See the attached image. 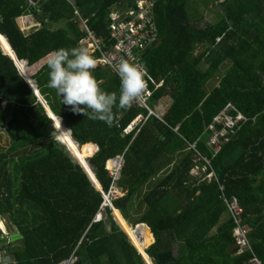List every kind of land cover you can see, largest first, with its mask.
Here are the masks:
<instances>
[{"label":"trees","instance_id":"1","mask_svg":"<svg viewBox=\"0 0 264 264\" xmlns=\"http://www.w3.org/2000/svg\"><path fill=\"white\" fill-rule=\"evenodd\" d=\"M74 1L105 51L114 42L112 6L135 0ZM211 1L218 2L221 16L202 27L204 17L192 10V0H156L157 41L143 61L151 77L163 83L150 85L148 104L168 97L170 106L162 117L150 115L138 131L123 133L136 115L146 114L145 108L116 106L109 126L63 105L57 91L47 86V61L29 75L52 112L71 124L72 135L68 132L64 143L73 156L106 193L113 185L124 191L112 202L129 238L108 205L105 216L96 220L102 192L58 135L52 140V118L0 50V129H6L10 141L0 153V215L21 234L4 247L16 264H59L71 255L76 257L73 264H145L140 254L148 264H249L252 255L264 264V0ZM24 15L34 17L39 27L23 32L17 20ZM85 34L67 0H0V46L12 54L11 47L18 59L27 61L16 60L26 74L49 53L81 46ZM90 53L95 59L100 55L98 50ZM226 63L217 84L207 90V81ZM93 75L102 90L119 97L114 72L98 64ZM223 108L245 119L238 120L228 141L213 154L206 145L207 127ZM74 140L85 145L82 150ZM197 154L209 159L206 172L212 170L216 179L193 176L192 168L204 163ZM117 155L123 162L114 178L107 161ZM108 167L117 169L114 162L108 161ZM144 184L147 189L141 193ZM233 197L242 222L250 226V250L241 253L230 249L235 221L225 199ZM130 214L137 216L134 222ZM129 222L148 226L141 229V240Z\"/></svg>","mask_w":264,"mask_h":264},{"label":"built area","instance_id":"2","mask_svg":"<svg viewBox=\"0 0 264 264\" xmlns=\"http://www.w3.org/2000/svg\"><path fill=\"white\" fill-rule=\"evenodd\" d=\"M30 3L32 0H28ZM73 10V14L76 16L78 26L81 30L86 32L85 36L79 41L80 45H83L89 49L90 52L100 51V55L96 58L97 64L108 67L112 72H114L117 77L118 73L114 69V65L118 63L121 57L129 59L131 62L138 63L146 71L147 75L144 77L147 90L143 96V99L134 102L132 104L146 109V114L140 113L136 115L130 123L123 129V133H128L133 129L138 131L145 120L150 115H158L162 117L165 110L170 106V100L163 101V98L159 99L156 104L149 105V100L153 94V90L150 85L153 84L155 87L162 85L163 80L156 81L148 73L146 66L143 61L144 52L151 47L157 41V27L155 20V2L156 0H135L130 4H126L124 7L112 6L109 17V31L110 38L114 40L113 44L108 50L101 51V41L94 32L88 27L86 19L80 14L78 5L74 0H67ZM120 80V78H119ZM231 106V105H230ZM245 117L239 112L235 115H230L226 112V108L220 110L212 119L211 123L207 127L208 135L206 139V145L216 154L221 145L228 141L229 133L233 132L234 127L237 125L238 120H243ZM222 124L221 128H217L216 124ZM118 126V124H117ZM198 159L204 160L203 164L196 165L193 170L197 172L206 171L207 167L210 166L209 159L197 154ZM122 161L116 164L117 169L112 170L111 173L114 178L118 177V171L121 167ZM202 179L215 178L214 172L208 171L202 174ZM222 189V186H219ZM120 195V189L116 186H112L110 191L107 193L106 204H112V199ZM227 204V213L235 221L233 227V238L234 244L236 246L235 250L237 253H241L244 250H250V244L248 241L247 234L249 232L250 226L241 220V208L239 207L236 198L231 200L225 199ZM3 232L1 236L7 235L6 227L2 228ZM76 258H70L69 264H72ZM0 264H16V262L11 258L6 256V251L4 249V244L0 242ZM249 264H262L260 260L255 256L249 259Z\"/></svg>","mask_w":264,"mask_h":264},{"label":"clouds","instance_id":"3","mask_svg":"<svg viewBox=\"0 0 264 264\" xmlns=\"http://www.w3.org/2000/svg\"><path fill=\"white\" fill-rule=\"evenodd\" d=\"M47 66L49 68L47 86L57 91V94L62 97L63 105L71 106V110L76 114L82 113L88 119L100 120L109 126L113 123L114 107L118 106L120 109L130 108L134 102L143 99L147 90V84L144 79L147 75L146 71L138 63L131 62L123 57L113 66L120 78L119 97L115 91L102 90L93 75V70L97 67V61L91 55L89 49L83 45L71 49L61 48L49 53ZM53 127L55 131L52 133V140L55 142L58 134L63 135L71 131V129H62L61 117L59 122H53ZM107 168L111 171L108 165ZM202 173L205 174L206 171ZM112 205L114 206L113 202ZM104 206L106 205H102V208ZM101 218L103 216L100 211L96 216V220ZM6 230L7 235L12 233L7 227ZM1 233L2 230L0 229ZM10 242L13 241H8L4 244V247ZM72 257L74 256L71 255L66 259L67 262L65 264H69Z\"/></svg>","mask_w":264,"mask_h":264},{"label":"water","instance_id":"4","mask_svg":"<svg viewBox=\"0 0 264 264\" xmlns=\"http://www.w3.org/2000/svg\"><path fill=\"white\" fill-rule=\"evenodd\" d=\"M1 36H2V35H1ZM0 50L2 51L3 54H7V55L12 59L13 63L15 64V66H16V68H17V70H18L19 75L25 79V81L28 83L30 89L34 92V94L37 96V99H38V100L40 101V103L42 104L43 108L46 109V112H47L48 115L51 117V115L49 114V111H48V108L50 109V107H49L47 101L45 100V98H43V97L41 96V94L39 93V91L37 90V88H36V86H35V84H34V80H33L32 78H30L26 73L22 72V71L19 69V67H18V65H17V63H16V60H20V59L17 58V56H16L15 53H14V50H12L11 47H10V50L12 51L13 56H12V54H11L10 52L5 53V52L3 51V49L1 48V46H0ZM20 61H24L25 64L27 63V61L24 60V59H21ZM34 87H35V89L37 90V92L34 91V89H33ZM4 103H5V102H4ZM59 119H60V117H59ZM67 128H68V129H71V124H70V123L67 124ZM70 133H71V135H72V129H71ZM72 138H73V137H72ZM74 142L77 144L79 150H82V148L85 146V145H82L81 143H79V142H77V141H75V140H74ZM61 143L67 148V151H68L69 154L74 158V160L77 161V162H79V163L82 165V167L84 168V170L87 172L88 176L90 177L91 181L93 182L94 186H95L98 190H100V191L102 192V194H103V196H104V198H105L103 205H107V204L105 203L106 200H107V194H106V192L103 190V188H102V186H101L99 180L97 179V177H96V180H95V179L92 177V175L90 174V172L87 170V168H85V166L79 161V159H77L76 157L73 156V154L71 153V151H70V149L67 147V145H66L65 143H63V142H61ZM86 145H91L95 150L98 149V147H97L96 145H94V144H86ZM93 154H94V153H93ZM93 154H91V155L88 157V160H89V163H90V164H91L90 157H91ZM108 161H109V162H114L115 164H117L118 162L120 163L121 161H123V158H122V156L117 155V156H115V157H113V158L108 159ZM108 161H107V165H108ZM91 166H92V164H91ZM92 169H93V167H92ZM93 171H94V170H93ZM94 173H95V171H94ZM95 175H96V174H95ZM109 207L112 209V214H113V216H114V219L117 221L119 227H120L121 230H123V232L126 234L125 230L123 229L122 225L120 224V222L118 221L117 217H116L115 214H114L116 208H115L112 204H109ZM130 226H133V225L130 224ZM142 228L145 229V230H146V229H149L148 226H147L145 223H143V222L136 223V224L133 226L134 234H136V236H137V238H138L139 240H141V235H140V233H141V229H142ZM126 236L128 237L127 234H126ZM19 238H21V234L18 232V230H15V232H12V233H10V234L7 235V236H6V235L1 236V237H0V242H2L3 244H6L8 241H15V240H17V239H19ZM128 238H129V237H128ZM129 240H130V239H129ZM130 242H131V240H130ZM152 243H153V238H152ZM152 243H151V244H152ZM131 244H132V242H131ZM151 244H150V245H151ZM132 245H133V244H132ZM133 246H134V245H133ZM148 246H149V245H148ZM134 247H135V246H134ZM232 247L235 248V247H236L235 244H233ZM232 247H231V248H232ZM135 248H136V247H135ZM136 249H137V248H136ZM137 251H138V250H137ZM138 252H139V251H138ZM139 254H140V253H139ZM140 256L142 257L144 263H145V264H148L147 261H146V259H145L141 254H140ZM66 262H67V260H64V261H62V262L59 263V264H65Z\"/></svg>","mask_w":264,"mask_h":264},{"label":"rangeland","instance_id":"5","mask_svg":"<svg viewBox=\"0 0 264 264\" xmlns=\"http://www.w3.org/2000/svg\"><path fill=\"white\" fill-rule=\"evenodd\" d=\"M192 10L196 11L198 10V13L200 15H203L204 20L202 22L199 23L200 26L205 27L206 24H214L216 23L220 16H221V7L219 6L218 2L217 3H212L211 0H192ZM34 19V17H32ZM35 20V19H34ZM36 21V20H35ZM61 26L63 25V23L60 24ZM229 63H226L224 66H222L220 68V70L218 71L217 75L214 76L215 78H210L207 83L205 84V88L207 90H209L214 84H217V81L219 80V77L225 72V70L227 69ZM205 65H203L204 67ZM10 145V141H9V135L6 133V129H0V153L4 152L5 150H8ZM121 195V194H120ZM117 195V196H120ZM105 208H102L101 210V214L102 216L104 215V210ZM130 212L133 214L132 210H130ZM135 215V214H134ZM227 216V213H224L223 216H221V219H224ZM137 216H133V215H129L128 219L132 222H134ZM0 221L8 228L11 230V228L9 227V220L7 218V216L5 215H0ZM131 223V222H130ZM2 224H0V229L2 230V228H4L3 226H1ZM3 232V230H2ZM177 252V251H176Z\"/></svg>","mask_w":264,"mask_h":264},{"label":"crops","instance_id":"6","mask_svg":"<svg viewBox=\"0 0 264 264\" xmlns=\"http://www.w3.org/2000/svg\"><path fill=\"white\" fill-rule=\"evenodd\" d=\"M126 4H130V3H125V4H120V7L119 8H122V7H124ZM17 22H18V25H19V27H20V29L23 31V32H25V33H28V32H30V31H32V30H35V29H37L38 27H39V24L37 23V21H35L33 18H32V16L31 15H24V16H22V17H20V18H18V20H17ZM47 61V56L45 57V58H42V59H40L39 61H37V62H35L34 64H32L31 66H29L28 67V69H27V75L29 76V75H32L33 73H35L36 71H37V69H39L40 68V66L43 64V63H45ZM98 65V64H97ZM34 89V91H36L37 92V90L35 89V87L33 88ZM162 100V99H161ZM168 100H170V98H168V97H163V101H168ZM157 103V102H156ZM155 103V104H156ZM153 105V104H152ZM48 111H49V114L51 115V118H52V120H53V122H59V117H57L53 112H52V110L51 109H49L48 108ZM67 124H64L63 123V119H62V129L63 130H67ZM58 140L60 141V142H67V133H64L63 135H59L58 134ZM89 144H93V143H89ZM95 145V144H94ZM97 146V145H96ZM98 147V146H97ZM98 149H96L95 150V152L97 151ZM94 152V153H95ZM191 173L193 174V176H200L201 177V175H202V173L199 171V172H197V171H195V170H193V168H192V170H191ZM146 189H147V185L146 184H144V185H142L141 187H139V191L141 192V193H143V192H145L146 191ZM120 196H122L123 194H124V191H120ZM141 196V195H140ZM234 198V197H233ZM121 212V211H120ZM135 216V215H134ZM223 216V215H222ZM240 216H241V213H240ZM125 218V217H124ZM130 223V222H129ZM244 223H246V222H244ZM130 224H132V223H130ZM247 224V223H246ZM133 225V224H132ZM134 226V225H133ZM132 226V227H133ZM11 232H14V230H12L11 229ZM214 232H215V229H214ZM232 247V246H231ZM230 247V249H234L233 247L231 248ZM186 251H185V249H183L182 251H181V255H183L184 253H185ZM237 253V252H236Z\"/></svg>","mask_w":264,"mask_h":264}]
</instances>
